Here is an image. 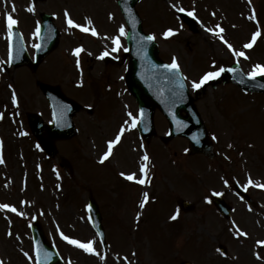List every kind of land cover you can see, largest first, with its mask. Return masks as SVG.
<instances>
[{"label":"rangeland","instance_id":"obj_1","mask_svg":"<svg viewBox=\"0 0 264 264\" xmlns=\"http://www.w3.org/2000/svg\"><path fill=\"white\" fill-rule=\"evenodd\" d=\"M242 1L249 5L259 6V12L261 10V15L264 18V0H141L137 9L143 18L145 31L157 37L160 56L169 62L175 60L183 70L191 89L198 90L192 87V82H199L207 72L217 71L218 62L219 64H228L236 60L243 65L245 71L253 70L257 64H264V49L257 48L252 56L241 60L220 39L221 33L216 34L219 32L220 25L227 23L231 29L228 31L230 37L226 40L236 51L243 49V44H246L252 33L253 24L248 17L243 19L238 15L244 5ZM13 4L15 9H13ZM113 4L115 5V0H45L34 3L35 11L33 12L28 11V8L33 5L31 0H0V62H3L0 64V80L2 78L0 113L3 112V118L0 119V142H2L0 149L3 150V153L0 150V155L5 162L4 165L0 162V204L13 205L20 210V213L25 214L26 211L23 207L28 205V190L34 180L32 169L30 170L32 180H28L30 177L26 178L25 169L27 168L21 161L23 153L25 157L27 156L26 159H30L27 152H34L30 147L32 142L24 139L29 133L25 118L29 112L46 113L47 111L41 92L32 83L35 76L32 75L30 83H28L26 79L30 73L26 68L18 69L20 71L17 70V73H14L16 70L14 68L12 70V67L8 65V42L7 35L5 36L7 14L11 13L14 18L19 20V28L25 36L26 47L32 55L34 53L33 46L38 43L36 29L41 23L39 14L47 12L53 15L54 22L61 32L60 42L53 53L39 66L40 75H38L42 79L49 80L48 82L51 84L60 85L65 89L67 95L75 98L83 106H88L97 101V91L94 86L103 75L106 66L103 61H98L97 58L105 52H114L111 47L117 36H119L120 44L114 54L120 63L109 65L108 68L117 69L116 75H118L112 76L110 83L114 86L115 78L118 77L116 88L122 87L123 91L127 90L124 83L126 60L123 58V52L126 49V26L122 22L121 16V23L117 21L112 24L108 20V11L113 18L117 19ZM173 4L176 7H173ZM180 8L185 10L188 20H183L179 16ZM222 10L226 12L227 16L219 13ZM66 11L78 24L89 28L95 27V29L98 26L100 29L98 35L94 36L91 32H83L76 27L69 28ZM189 12H194V15L189 16ZM213 15H218L220 21L215 22ZM89 19L92 22L90 25L88 24ZM260 21L264 28V21L262 19ZM121 27L125 29L123 34L119 31ZM116 28L117 30H115ZM168 29H172L174 34L165 37L164 33ZM209 29L214 31H209ZM255 31L260 33L259 28ZM259 46L264 48V45L259 44ZM78 47L83 48L79 57L75 55V49ZM78 60L79 63H77ZM214 64L217 65L214 67ZM12 71L13 81H11ZM13 93H15L18 102L17 107L12 106ZM113 94L108 93L106 101L110 102L109 100L113 97H109V95ZM219 95L227 97L226 101L222 100L217 104ZM118 96L119 98L117 96L114 98L121 110V104L124 101L123 109L130 106V111L137 112L136 102L131 95L126 96V93L123 94L118 90ZM256 98V102L249 100L232 85L227 86V90L224 86H219L218 90L209 87L200 95L198 107L210 133H214L216 144H218L216 145L218 156L231 160L225 163L216 157L215 161L208 163L211 165L212 171L217 173V175L212 173L211 178L201 179L199 173H196L198 164L193 160L189 161L187 157L189 143L185 139L164 142L163 139L168 135V124L160 114L156 113L155 124L158 138L156 145L159 147L154 142L153 145L156 147L152 145L149 151L154 155L157 167H149V178L144 177L142 173L135 172L136 180L129 181L136 182L139 187L132 184L133 189L136 188V196L131 198H128L132 193L130 189H127V193L124 195L115 196L114 191L125 185L123 183L115 185L116 180H110L111 172H109L107 181L104 180V176L108 172L103 168L110 171L112 164L116 167L114 158L108 162L109 166L103 167L100 172L93 170L95 166L92 161L101 159V157L98 156L99 152L96 154L95 150L90 148V143L97 144L98 140L111 138L117 127V122L115 123L111 119L105 123H97L96 129L91 131L86 125L99 120L83 112L79 118L81 136L66 144L70 145V148L62 146V155L71 156L73 160L75 175H72L70 179L63 169L61 175H58L61 154L54 160L52 159L50 163L40 158L38 163L40 170L45 173V183H47L49 194V200L45 201V228L52 242L58 245L67 264H179L186 259L197 264H236L239 257H241L242 264H254L256 257L262 258L264 264V249L262 250L258 246L259 241H264V205L260 209L249 207L230 190L234 183L232 181L234 176H237L242 183H246V178H251L255 185L264 184V170H262L264 169V99L257 96ZM117 115L123 119L126 114L118 112ZM125 124L130 126V120H125ZM126 128L129 137L117 152V157L121 162L129 166L133 165L136 169L137 159L134 150L130 149L132 146L128 144V140L133 141L134 137L128 127ZM11 143L13 144V157L10 158ZM233 146L236 147L235 150ZM115 147L116 145H114ZM160 147L162 149L161 161L157 156V150ZM251 151L261 152L263 155L252 154ZM168 154H171L178 162L173 169L162 162V159L167 158ZM37 156L39 157V154H34L31 158L33 163L37 161ZM8 158L11 159V162L8 161ZM125 164H123L124 167H126ZM64 166L68 168L66 164ZM89 172H92L94 177L88 174ZM127 175L129 174L124 176ZM7 177H10L8 181L10 186L4 180ZM139 179H145L146 183H138ZM103 184L105 187H110L109 190L106 189L107 193L105 188H101ZM254 184L249 188L251 194L255 195H253L255 199L264 203V195L258 191L260 187H256ZM75 185L79 186L77 191L74 188ZM64 187L66 190L63 191ZM226 189H228L226 191L227 200L236 208L231 221L221 218L216 208L209 202L212 192L224 194ZM52 191L56 192L55 197L52 196ZM75 191L79 194L78 198L74 196ZM146 192L150 196L147 195L148 199L144 203L146 205L141 207ZM91 193L97 200L107 199L110 202L109 206L106 204L107 215L115 213L111 219H107L109 238L114 240L112 241L115 246L108 249L106 258L101 253V245L89 226L88 213L85 211V205L88 203ZM179 198L194 202L196 204L195 211L190 214H180V211L173 205ZM24 202L25 206L22 205ZM136 210L145 212L138 230H136V222H132L138 220L135 218ZM152 212L154 214L148 216ZM177 212H179L180 219H171ZM0 216L2 217H0V221L13 216V224H17V216L10 213V209L0 208ZM168 218L169 221L175 223L168 222ZM165 219H167V223ZM155 226L163 230L162 234L166 235L167 244L163 239H160L156 240L155 246L153 245V236L156 235L157 229ZM5 229V225L0 227L2 234L0 261L4 264H33L28 240L30 235L27 228L21 225L17 232L7 229L11 231V237H6L7 230ZM171 230L175 242L174 239L167 236ZM149 232L152 234V239H150L152 244H149ZM238 232L247 233V236L238 235ZM61 233L63 236L81 242L92 241L98 255L86 252L69 243ZM189 243L191 244L189 245ZM189 247H192L193 256ZM221 247L226 249L225 253L221 252ZM177 249L179 250L177 251ZM113 255L112 263L107 261L108 256L113 258ZM187 256L191 258L183 259Z\"/></svg>","mask_w":264,"mask_h":264},{"label":"water","instance_id":"obj_2","mask_svg":"<svg viewBox=\"0 0 264 264\" xmlns=\"http://www.w3.org/2000/svg\"><path fill=\"white\" fill-rule=\"evenodd\" d=\"M137 2L138 0H120V5L130 25L128 41L134 46V54L140 53V58L134 56V59L130 63L131 69L128 76V83L141 107H147L153 110V106L158 104L164 110L169 111L178 100L183 91V87H181L182 84L179 81L170 76L166 68H160L161 66L158 64L155 45H153L151 40L146 39L147 36H144L142 33V28L137 17L138 15L134 11ZM128 9L131 11H128ZM44 20L45 25L43 32L45 30L47 32L49 29L48 27H51L50 17L44 16ZM55 43L56 42H54L52 47L55 46ZM145 65H148L146 67L147 69L144 68ZM150 71L156 73V80L159 86L157 94H152L147 88L149 82H144L145 77ZM44 90L46 94L50 93V95H48L51 97L53 105L56 102L71 103L62 97L56 89L47 87ZM71 104L73 105V103Z\"/></svg>","mask_w":264,"mask_h":264},{"label":"snow or ice","instance_id":"obj_3","mask_svg":"<svg viewBox=\"0 0 264 264\" xmlns=\"http://www.w3.org/2000/svg\"><path fill=\"white\" fill-rule=\"evenodd\" d=\"M173 7H176L175 4L172 5ZM13 9H15V5L13 4ZM28 11H35V6H34V3L32 6H30L28 8ZM128 11H131L130 9H128ZM179 11L183 12L185 11L183 8H180ZM65 15L67 17V24L69 26V28L71 27H76V28H79L81 29L83 32H91L92 35L96 36L98 35V32L96 31L95 27H87V26H83L81 24H78L76 23L72 18L71 16L67 13V11L65 12ZM189 16H193L194 15V12H189L188 13ZM6 22H7V31H8V39L11 40L14 33H13V27L14 25H16L18 23V21L13 17V15L11 13H8L7 14V17H6ZM92 22L91 20L89 19L88 20V24L90 25ZM219 27V26H218ZM121 33L124 32V28L121 27L120 29ZM209 31H214L213 29H209ZM224 31L223 28H220L219 29V32L216 33L217 35H219L220 33H222ZM39 32H40V29L37 28L36 29V34L39 35ZM174 32L172 29H168L165 33H164V36L165 37H169L171 35H173ZM260 36V33L259 32H256L253 37H252V43H249V44H246L244 47L246 48H251L253 46V44L255 43V40L256 38ZM146 39L148 40H152V39H155L154 36H149V37H146ZM220 39L228 46L229 49H232L234 54L237 56V57H243L245 56V53L242 52V51H236L233 46L228 43L227 40L224 39L223 35H220ZM115 43L117 44V46H119L120 44V39L119 37H116L115 38ZM36 47H40L39 45H36ZM83 51V48L82 47H78L75 49V55L77 57H79L80 53ZM11 55V53H10ZM109 55L108 52H105L103 53V56H107ZM103 56L101 58H103ZM11 62V61H9ZM3 62H0V64H2ZM77 63H79V60L77 61ZM165 68L167 69H170V70H175V71H178L179 68H180V65L175 61L173 60V62L171 64H168V65H165L164 66ZM224 71V69H220L219 71H215V72H207L201 79L199 82H196V81H193L192 82V87L193 88H196V89H199L201 88L204 84H206L208 81L212 80V79H215L217 78L222 72ZM233 71H235V69H233ZM250 77H252L253 79H255V77L257 75H264V65H260V64H257L254 66L253 68V71L250 72L248 74ZM181 87H183V85H181ZM13 100L16 101V97H15V93H13ZM18 103V102H17ZM132 114L129 113V116H131ZM141 116H143V111H141ZM3 118V113H0V119ZM138 123L137 121V118L136 117H132V127H135L136 124ZM123 134V130H121V135ZM120 141V135H118L114 140L112 141H109L108 143V150L105 152L104 156L102 157L101 159V162L103 163V161L107 160L111 155H112V149H113V146L116 145L117 143H119ZM0 147H2V142H0ZM143 159L145 161H148L149 157L147 156V154L144 155ZM0 162H3V159H2V155H0ZM141 171H143L145 173V176L147 175V164H144L142 165L141 167ZM121 175H125V173H121ZM126 178L128 180H136V176L135 174H129L126 176ZM138 183L140 184H145L146 183V180L145 179H139L138 180ZM248 184L249 185H253L254 182L251 178L248 179ZM256 187H260V188H264V184H257L255 185ZM221 193H217V195H220ZM148 199V196H147V193L144 194V201L141 202V207L144 206V203L147 201ZM211 202V201H209ZM0 208L2 209H9L11 208V211L13 212H16L17 209L15 207H12L8 204H0ZM21 216L24 215L23 212L19 213ZM179 215V212L176 213V215L172 216L171 219H176L177 216ZM238 235L242 234V235H245L247 236V233H237ZM9 235H11V232H9ZM61 235L63 236V233H61ZM63 238L65 240H67L69 243L73 244V245H76L80 248H82L83 250H85L86 252H89V253H96V249L93 247V242L92 241H89L87 243L85 242H81L80 240H77V239H72L68 236H63ZM259 243L264 246V241H259ZM98 255V253H96ZM40 250L39 248H37V258L39 259L40 258ZM45 256L48 255V253H45L44 254ZM0 264H3L2 261H0Z\"/></svg>","mask_w":264,"mask_h":264}]
</instances>
